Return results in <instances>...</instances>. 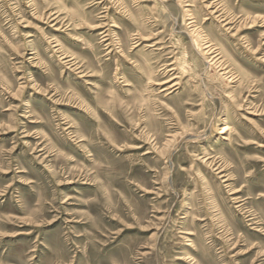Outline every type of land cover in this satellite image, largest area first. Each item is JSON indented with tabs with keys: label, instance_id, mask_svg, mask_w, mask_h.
<instances>
[{
	"label": "rangeland",
	"instance_id": "374dc122",
	"mask_svg": "<svg viewBox=\"0 0 264 264\" xmlns=\"http://www.w3.org/2000/svg\"><path fill=\"white\" fill-rule=\"evenodd\" d=\"M0 264H264V0H0Z\"/></svg>",
	"mask_w": 264,
	"mask_h": 264
},
{
	"label": "bare ground",
	"instance_id": "6f19581e",
	"mask_svg": "<svg viewBox=\"0 0 264 264\" xmlns=\"http://www.w3.org/2000/svg\"><path fill=\"white\" fill-rule=\"evenodd\" d=\"M225 129V128H224Z\"/></svg>",
	"mask_w": 264,
	"mask_h": 264
}]
</instances>
